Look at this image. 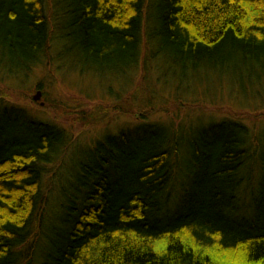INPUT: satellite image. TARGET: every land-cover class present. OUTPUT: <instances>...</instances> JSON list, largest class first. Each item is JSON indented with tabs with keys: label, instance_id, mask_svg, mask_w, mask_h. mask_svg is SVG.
Here are the masks:
<instances>
[{
	"label": "trees",
	"instance_id": "obj_1",
	"mask_svg": "<svg viewBox=\"0 0 264 264\" xmlns=\"http://www.w3.org/2000/svg\"><path fill=\"white\" fill-rule=\"evenodd\" d=\"M52 53L126 84L160 59L181 79L231 70L261 94L264 0H0V70L23 81L48 55L55 65ZM7 97L0 264H19L35 217L40 264H264L262 131L238 118L183 120L78 148L68 128Z\"/></svg>",
	"mask_w": 264,
	"mask_h": 264
},
{
	"label": "rangeland",
	"instance_id": "obj_2",
	"mask_svg": "<svg viewBox=\"0 0 264 264\" xmlns=\"http://www.w3.org/2000/svg\"><path fill=\"white\" fill-rule=\"evenodd\" d=\"M52 55L55 65L46 64L50 60L48 55L44 64L34 68L23 81L0 70V92L7 95L9 101L27 107L37 120L68 128L75 137L74 147L92 146L107 134L150 130L157 123L175 125L183 120L192 124L216 123L225 117L241 119L254 134L260 131L264 134L263 116L257 111L264 109V89L260 94L257 85L252 88L247 81L243 85L236 84L231 78L236 71H225L222 75L211 70L209 73L201 71L197 78L189 75L181 79L185 72L178 69L179 76L160 59L159 64L152 61L146 67L141 65L138 73L131 71V80L126 84L110 76L69 70L58 64L56 54ZM144 73L147 75L145 84ZM146 86L147 93H144ZM38 91L42 92V98L35 102L33 98ZM150 92L152 106H146ZM142 107H149L151 111L144 112ZM65 108H68L67 115ZM30 231L29 237L20 240L19 264L41 263L40 248L44 246L45 234L38 227L37 217Z\"/></svg>",
	"mask_w": 264,
	"mask_h": 264
},
{
	"label": "water",
	"instance_id": "obj_3",
	"mask_svg": "<svg viewBox=\"0 0 264 264\" xmlns=\"http://www.w3.org/2000/svg\"><path fill=\"white\" fill-rule=\"evenodd\" d=\"M41 98H42V92H38L37 95L34 96L33 100L35 102H39L41 100ZM41 106H44V104L41 103Z\"/></svg>",
	"mask_w": 264,
	"mask_h": 264
},
{
	"label": "bare ground",
	"instance_id": "obj_4",
	"mask_svg": "<svg viewBox=\"0 0 264 264\" xmlns=\"http://www.w3.org/2000/svg\"><path fill=\"white\" fill-rule=\"evenodd\" d=\"M38 92H41V91H38ZM34 101V100H33Z\"/></svg>",
	"mask_w": 264,
	"mask_h": 264
}]
</instances>
